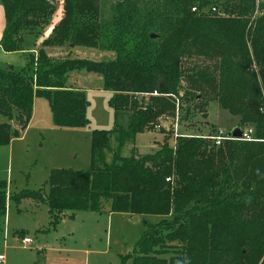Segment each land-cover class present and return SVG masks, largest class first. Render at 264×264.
I'll list each match as a JSON object with an SVG mask.
<instances>
[{
  "label": "trees",
  "instance_id": "obj_1",
  "mask_svg": "<svg viewBox=\"0 0 264 264\" xmlns=\"http://www.w3.org/2000/svg\"><path fill=\"white\" fill-rule=\"evenodd\" d=\"M0 5L6 51L29 50L23 34L38 39L51 27L24 66L0 68V146L26 128L34 96L47 100L56 126L88 125L84 90L69 83L75 71L99 75L96 88L109 92L113 113L109 129L91 132L89 170L52 168L47 193L23 190L9 200L44 203L53 222L78 210L158 215L156 222L142 218L122 264H264V1L256 10L255 0H117L106 12L99 0H61L53 24L55 0ZM208 5L223 15L200 12ZM60 46L113 56L56 57L44 49ZM211 102L262 140L215 145L204 137L218 129L209 123L206 135L180 134L173 144L165 137L153 152L120 154L139 133L158 127L168 135L173 120L192 111L206 116ZM5 189L0 181L2 210Z\"/></svg>",
  "mask_w": 264,
  "mask_h": 264
},
{
  "label": "rangeland",
  "instance_id": "obj_2",
  "mask_svg": "<svg viewBox=\"0 0 264 264\" xmlns=\"http://www.w3.org/2000/svg\"><path fill=\"white\" fill-rule=\"evenodd\" d=\"M116 1L99 0L106 12H109V7ZM260 2L262 1L255 0L256 10ZM55 3L57 11L52 24L62 15L61 0H55ZM199 10L202 13L210 10L223 15L213 5L202 6ZM48 30L51 27L46 31ZM46 31L39 37L41 40L47 35ZM31 36L34 37L30 33L23 34L24 44ZM38 46L39 44L36 49ZM70 48L60 46L44 49L56 57L69 55L100 59L113 56L110 51L96 48ZM15 66L18 69L21 65ZM99 79L96 73L86 71H75L69 78L71 85L84 90L88 103L85 112L88 125L56 126L47 100L34 96L32 115L24 134L0 146V181L5 183L7 197L5 209H0V255L3 256L0 264H122L120 257L132 252L141 235L144 228L142 218L149 222L159 219L158 215L150 214L78 210L53 222L45 204H36L30 198L21 199L19 204L9 200L10 194L23 190L47 193V181L52 168L90 169L92 130L109 129L113 125L112 109L107 104L108 95L104 90L95 88ZM123 117L124 122L125 116ZM238 120L239 117L231 115L216 102H211L207 106L206 116L192 111L185 120H180L177 124L173 120V131L168 135L167 130L162 133L156 127L152 131L137 134L134 140H126L119 152L122 156L130 155L132 148L138 153L153 152L165 137H168L169 144H173L175 137L180 134L206 135L210 133L209 123L215 128L230 131ZM160 124L166 129L170 119L163 117ZM109 147L114 150L117 147L115 134L109 136ZM111 154L106 152V162L111 161ZM23 237L32 238L34 243H22ZM124 260L126 261L125 258ZM125 264H130V260L127 259Z\"/></svg>",
  "mask_w": 264,
  "mask_h": 264
},
{
  "label": "crops",
  "instance_id": "obj_3",
  "mask_svg": "<svg viewBox=\"0 0 264 264\" xmlns=\"http://www.w3.org/2000/svg\"><path fill=\"white\" fill-rule=\"evenodd\" d=\"M3 29H4V15H3L2 6L0 5V39H1V36H2ZM46 32H49V30L46 31ZM40 41H41V38L35 39L32 36L28 37V39H27V41L25 43V46L28 47L29 50H21L20 49V50H15V51H6V50H4L2 48V46L0 44V68H6V67L12 66V67H14L16 69L15 65H21L20 66V68H21L22 65L25 64V62H26V54L28 52H33L34 53L36 51V47L40 43ZM16 61H18V62H16ZM74 86H77V85H74ZM77 87H79V86H77ZM79 88H81V87H79ZM95 88H96V86H95ZM81 89H83V88H81ZM99 90H102V89H99ZM104 92H106V94L109 96V92L108 91L104 90ZM26 128H27V126H26ZM25 129L21 132L20 136H22L24 134ZM40 204H44V203H40ZM33 243H34V241H33ZM26 245H30V244H26ZM38 246L41 247L42 245L38 244ZM2 261H3V256H2V259L0 260V262L2 263Z\"/></svg>",
  "mask_w": 264,
  "mask_h": 264
},
{
  "label": "built area",
  "instance_id": "obj_4",
  "mask_svg": "<svg viewBox=\"0 0 264 264\" xmlns=\"http://www.w3.org/2000/svg\"><path fill=\"white\" fill-rule=\"evenodd\" d=\"M260 1H264V0H260ZM192 10L194 11L195 8H192ZM239 129H240V136L239 137H232L231 136V130L225 131L221 128H218L216 133L209 135V136H204V137L211 139L215 145H219L225 140H238V141H244V142H252V141L262 140V139H259L255 136L254 127L252 125H246L243 127H239ZM21 242L24 244H32L33 240L29 237H23L21 239ZM1 259H2V256L0 255V260Z\"/></svg>",
  "mask_w": 264,
  "mask_h": 264
},
{
  "label": "water",
  "instance_id": "obj_5",
  "mask_svg": "<svg viewBox=\"0 0 264 264\" xmlns=\"http://www.w3.org/2000/svg\"><path fill=\"white\" fill-rule=\"evenodd\" d=\"M154 35L152 34L151 37H153ZM231 136L232 137H239L240 136V129L238 126H234L232 129H231Z\"/></svg>",
  "mask_w": 264,
  "mask_h": 264
}]
</instances>
